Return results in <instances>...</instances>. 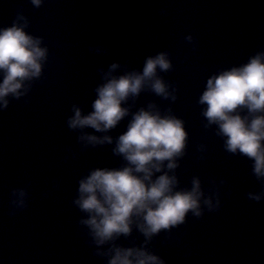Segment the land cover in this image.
Here are the masks:
<instances>
[{"label": "water", "instance_id": "95a60500", "mask_svg": "<svg viewBox=\"0 0 264 264\" xmlns=\"http://www.w3.org/2000/svg\"><path fill=\"white\" fill-rule=\"evenodd\" d=\"M19 14L48 54L23 95L0 104V264H109L115 248H145L166 264H264V179L251 159L226 150L199 103L209 78L264 53V0H43L39 7L0 0V27ZM159 53L171 62L157 72L167 97L149 81L122 105L129 114L114 129L69 127L75 108L93 110L107 78L142 72ZM150 105L183 120L188 134L177 167L165 161L153 179L175 176L178 191L199 180L201 215L189 212L151 240L134 218L130 235L98 245L75 203L79 182L97 168L127 166L114 152L118 138ZM240 114L251 119L247 109ZM86 135L112 142L92 144ZM18 189L27 192L26 207L13 203Z\"/></svg>", "mask_w": 264, "mask_h": 264}, {"label": "clouds", "instance_id": "9594fccd", "mask_svg": "<svg viewBox=\"0 0 264 264\" xmlns=\"http://www.w3.org/2000/svg\"><path fill=\"white\" fill-rule=\"evenodd\" d=\"M43 0H31L39 7ZM27 18L19 14L9 26L0 27V104L8 106V97L19 98L27 81L41 75L42 64L48 49L41 47L42 40L26 31ZM191 40V37H189ZM119 67L113 64L112 69ZM171 62L167 53L149 57L142 72L107 78L96 89L97 98L92 111L84 115L74 109L69 119L72 129L90 127L107 132L117 127L129 110L122 105L132 96H139L146 83L152 90L167 97V86L157 77L158 70L167 71ZM199 103L206 105L203 115L209 124L218 125V135L225 138V148L251 159L253 173L264 179V53L251 57L246 64L220 72L208 79ZM141 109L121 134L114 152L128 162L121 168H97L79 182L76 205L89 218L82 221L91 230L95 243L103 245L121 235L132 232L138 218L139 230L149 240L163 230L183 224L189 212L200 216L203 196L200 181L194 180L191 190H176L175 176L167 173L153 179L161 172L164 162L175 169V158L186 147L187 132L184 121L174 116H163L154 106ZM247 109L249 117L240 114ZM89 143H111L112 138L95 135L81 137ZM20 197L18 203L26 207L24 189L14 190ZM260 200L259 195L254 197ZM209 208L211 200L206 201ZM109 264H166L158 255L145 248H115Z\"/></svg>", "mask_w": 264, "mask_h": 264}]
</instances>
